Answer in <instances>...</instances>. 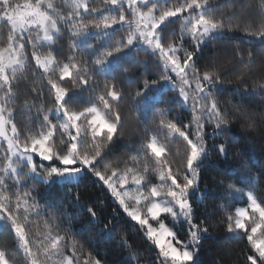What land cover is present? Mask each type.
<instances>
[{"label":"snow or ice","instance_id":"snow-or-ice-1","mask_svg":"<svg viewBox=\"0 0 264 264\" xmlns=\"http://www.w3.org/2000/svg\"><path fill=\"white\" fill-rule=\"evenodd\" d=\"M230 33L250 47L205 58ZM257 60L264 68V0H0V264H102L91 252L80 258L91 237L77 239L75 217L42 195L57 188L109 238L130 221L159 264H200L210 219L195 197L210 152L227 159L235 141L225 133L264 123V112L225 96V66L237 89L264 95ZM150 64L155 78L148 72L124 112L125 85ZM169 93L153 119L141 118L147 102ZM177 104L183 114L173 115ZM129 135L136 142L124 145ZM122 146L129 151L116 155ZM241 167L251 172L242 158ZM88 178L115 202L110 219L82 201ZM225 195H246L245 206L225 213L226 231L246 239L243 264H264V196L232 184Z\"/></svg>","mask_w":264,"mask_h":264},{"label":"trees","instance_id":"trees-1","mask_svg":"<svg viewBox=\"0 0 264 264\" xmlns=\"http://www.w3.org/2000/svg\"><path fill=\"white\" fill-rule=\"evenodd\" d=\"M59 3V0H57ZM245 37L237 33L228 34L225 38L214 41L204 50L205 58L217 52L221 56L226 52L232 51V46L250 47L245 43ZM141 59L144 54L141 53ZM260 61L257 60V67L253 69L258 78L264 75V68L260 67ZM152 72L155 78L156 69L154 65H149L140 75H134L135 82L126 84L125 88L129 92L128 98L120 105L124 112H129L134 105L132 98L137 90H142V80ZM226 80H232V83H225V96L230 98L233 103L241 104L243 107L255 111L264 112V95L257 91L255 94L251 91L244 92L243 89H237V82L234 77L236 72L229 71L225 66ZM234 89H237L235 93ZM243 93V94H241ZM175 95L169 93L163 96V102L149 101L140 110V116L143 119L151 120L156 109L166 107L169 97ZM159 100V98H158ZM154 105V107H153ZM50 106V105H49ZM177 113L183 114L179 104L175 105ZM133 125L135 121L132 122ZM224 139L235 141L230 143L227 159H224L216 150L210 152V160L201 173V191L195 197L198 201H203L206 207L200 208L201 218L208 215L210 219L209 235L201 242L199 250L200 264H243L245 255L248 254L247 241L244 238L236 239L233 234L226 231L225 223L226 212L234 213L237 207L245 206L246 195L226 196L225 188L232 184L241 188L244 193L253 190L258 197L264 196V179L261 173L264 170V123H258L257 127L250 129L242 127L241 124H235L230 132L224 134ZM136 142L134 135H129L124 140V145H131ZM224 142L223 139H217L216 144ZM177 145L172 146L175 151ZM182 151V145H179ZM128 147H119L116 155L126 154ZM233 153L240 155L234 156ZM241 158L247 164L251 172H247L241 167ZM82 201H87L89 206H95L98 213L103 217H110V213L115 207V202L110 198L105 187L99 182H94L92 178L86 179L79 188ZM42 195L49 198V201H55L57 207L61 204L67 213L75 217L72 221L73 232L77 239L84 240L85 236L91 237L92 243L86 244L83 260L87 252H91L92 257L100 259L102 264H159L158 250L154 248L146 239L138 227L130 221L121 224L116 232L109 238L100 232L101 224H89L87 212L79 207H73L70 203L63 200L64 189L57 188L53 190L42 189ZM71 197H69V201ZM49 201H42L47 203ZM117 219H120L118 216ZM167 223V222H166ZM171 226V225H169ZM89 229H92L89 231ZM186 226L179 225V237L181 240L188 239L186 235ZM5 240L0 239V245H4ZM15 246V240L9 236L6 240V248L11 251Z\"/></svg>","mask_w":264,"mask_h":264},{"label":"rangeland","instance_id":"rangeland-1","mask_svg":"<svg viewBox=\"0 0 264 264\" xmlns=\"http://www.w3.org/2000/svg\"><path fill=\"white\" fill-rule=\"evenodd\" d=\"M151 222V221H150Z\"/></svg>","mask_w":264,"mask_h":264}]
</instances>
